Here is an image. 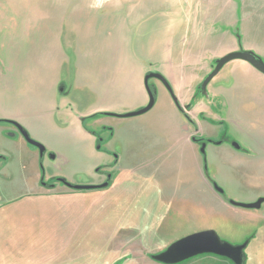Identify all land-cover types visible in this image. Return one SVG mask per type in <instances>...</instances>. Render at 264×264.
Listing matches in <instances>:
<instances>
[{
	"label": "rangeland",
	"instance_id": "rangeland-1",
	"mask_svg": "<svg viewBox=\"0 0 264 264\" xmlns=\"http://www.w3.org/2000/svg\"><path fill=\"white\" fill-rule=\"evenodd\" d=\"M227 1L213 5L240 20L235 37L264 42V2L244 15ZM179 8L182 0H0V118L24 119L48 154L42 167L36 147L0 139V264H166L152 255L204 230L249 241L244 264H264V204H231L264 195V74L233 60L206 94L205 73L186 75L180 104L197 92L188 113L199 129L240 147L211 145L205 165L180 131L194 125L163 83L150 80V111L122 116L148 104L146 75L165 72ZM76 112H90L85 123ZM107 148L120 155L108 188L40 184L41 169L49 183L98 182V167L113 163ZM176 264L234 263L206 253Z\"/></svg>",
	"mask_w": 264,
	"mask_h": 264
},
{
	"label": "crops",
	"instance_id": "crops-1",
	"mask_svg": "<svg viewBox=\"0 0 264 264\" xmlns=\"http://www.w3.org/2000/svg\"><path fill=\"white\" fill-rule=\"evenodd\" d=\"M263 2L264 0H229L226 4L232 8V11L240 9L244 15H247ZM236 3H239V5ZM221 11L214 7L213 0H182V8L174 11L175 19L172 28L175 32L181 29V34L178 33L177 38L170 42L168 51L162 60V65L165 67L164 73L169 76V79L176 85V89L179 90L180 100L182 99L180 95L185 89L183 83L186 75L205 73L202 79L204 80L214 69L216 59L219 57L239 50H252L262 58L264 57V42L249 38V33L244 36V39L243 37H235L234 32L230 30L236 27L240 20L238 21V18L235 19L232 16V19L229 18L230 20L226 21ZM177 75H181V78ZM215 88L218 89V87ZM147 98L149 102L148 94ZM60 109L58 107V111L61 112ZM52 112L56 113V109H53ZM89 113L82 112L78 114L76 112L75 116L81 121V118L89 115ZM15 117L13 120L31 131L32 127L23 121L24 119L21 120L17 116ZM180 131L184 135V130L181 129ZM14 142L19 144L21 149L32 151L24 139L18 138ZM189 148L193 152V145H190ZM260 197H264V195L259 194L258 197L250 201H257Z\"/></svg>",
	"mask_w": 264,
	"mask_h": 264
},
{
	"label": "water",
	"instance_id": "water-1",
	"mask_svg": "<svg viewBox=\"0 0 264 264\" xmlns=\"http://www.w3.org/2000/svg\"><path fill=\"white\" fill-rule=\"evenodd\" d=\"M241 59L244 61L249 62L252 66H254L258 71L264 74V59L255 53L252 50H239L227 53L226 55L219 57L216 59V65L214 69L205 77L201 85L202 93H207V88L209 83L214 79L216 75L222 70V68L229 62ZM152 78L159 79L170 91L175 103L179 106L180 109L184 110L183 106L180 104L178 97L175 95L172 85L169 79L160 72H151L148 73L145 77V87L149 96V102L143 108L127 113L122 115L124 117H132L144 114L150 111L156 104L157 100V93L158 88L153 86L150 83ZM15 125L18 127L19 131L22 133L24 138L32 145L37 146L40 149L41 157L45 155L46 146L41 142L33 139L28 132V130L22 126L19 122L15 121ZM100 148V145L98 146ZM111 174H109V179L99 185L96 184H72L66 179L60 178V180L67 185L69 188L74 190H91V189H98V188H106L110 184ZM216 189L220 192L222 190L217 187L215 184ZM231 204L235 206H241L245 208L251 209H258L261 208L264 204V197H260L257 201L250 202V203H239L232 201ZM249 241L241 244V245H232L228 242H224L220 239L218 234L213 230H204L197 233L190 234L185 236L174 243H172L166 250L152 255V258L156 261L166 263V264H176L182 261H185L189 258L211 253L218 256H222L225 258L230 259L234 264H244L245 256L244 250L248 246Z\"/></svg>",
	"mask_w": 264,
	"mask_h": 264
},
{
	"label": "flooded vegetation",
	"instance_id": "flooded-vegetation-1",
	"mask_svg": "<svg viewBox=\"0 0 264 264\" xmlns=\"http://www.w3.org/2000/svg\"><path fill=\"white\" fill-rule=\"evenodd\" d=\"M152 79H156L157 81H159V83H162L157 78H152ZM210 83H209V85H210ZM151 84L153 86L157 87L156 84H154V83H151ZM201 85H202V83H201ZM201 85H200V92L202 93ZM209 85H208V87H209ZM207 91H208V88H207ZM196 94H197V92L194 93L192 98H190L191 100H189L188 103L185 104L186 108L183 107L184 110L181 109V111L185 114V116H186V118L188 120L187 123L190 125V127H192V125H194V128H195L194 130H189V129L185 130L184 131V138L186 140V144H188L189 146L193 145V153L194 152L199 153L200 157H201L202 165H205L207 163V159H208V149L210 148L211 145H217V146H221V147L226 145L227 147H231L232 149H235V150L236 149H240V147L235 142H232V141L228 142L226 140V138L223 139V140H218L217 138H214L211 134L210 135H206L199 129V125L197 124L198 121L197 120L195 121V119L188 113L189 110L192 109V104H194L193 101L197 99V95ZM96 115H97V113H93V114H90L89 117H93V116H96ZM87 118L88 117L84 116V117L81 118V121H83L85 123ZM204 118H206V117H204ZM15 121L16 120H13V119L0 118V139H2L3 142H4L2 145L6 146L9 142H14L16 139L22 138V139H24L27 142L28 145L31 146L32 144H30L24 138L22 133L19 131L18 127L15 125V123H14ZM218 121H223V119H220ZM8 123H10L12 125V128L8 127L6 125ZM7 128H9L12 131L14 130L16 132V134H13L11 136L4 135L3 133H4L5 129H7ZM28 132L30 133L31 137L34 139L33 134L31 133V131L28 130ZM94 138H95V141H96V144H97V149L101 150L102 147H103V144H105L106 142L105 143H104V141L102 142V139L97 138L95 136V134H94ZM109 142L110 141L108 140L107 143L109 144ZM99 145H100V148H98ZM32 146L36 147L37 153H38V156H39V164L42 165V167H43L42 158H45L46 156H48L47 152H45V155L43 157H41L40 149L37 146H35V145H32ZM4 153H5L4 151H0V159H2L5 162L6 158L4 157L5 156ZM106 153L108 155L111 154V156H113V163H111L110 165H103V166L101 165L100 167H98L96 176L100 177L101 179L98 182H94V184H96V185H99V184H102V183L106 182L109 179V174H111L112 176L110 178V184H109V186H110L111 182L113 180V172L110 170V168H111L112 165H116V164H118L120 162V155L119 156L116 155L118 153L114 152L110 148H107ZM41 171H42V173L40 175V184L42 185V187L44 186L45 188L53 189V188H56L55 186H56L57 182H62L60 180V178H58V177L55 179L56 181H54L52 183L46 182L45 177L43 175L44 174L43 169H41ZM108 187H106V188H108ZM101 189H105V188H101Z\"/></svg>",
	"mask_w": 264,
	"mask_h": 264
}]
</instances>
